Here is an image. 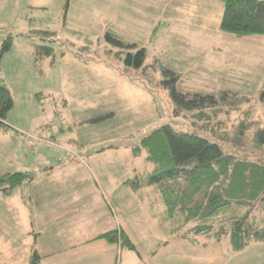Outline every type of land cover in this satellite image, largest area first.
I'll return each instance as SVG.
<instances>
[{"label":"rangeland","instance_id":"1","mask_svg":"<svg viewBox=\"0 0 264 264\" xmlns=\"http://www.w3.org/2000/svg\"><path fill=\"white\" fill-rule=\"evenodd\" d=\"M224 9L223 0H0V83L14 97L7 119L19 126H11L10 133L0 129V176L30 175L29 183L8 193L3 189L8 184L0 187V264H30L36 250L48 251L71 237L53 241L48 229L55 223L49 233L59 231L70 223L65 220L81 218L85 210L80 207L86 203L64 205L73 202L66 188L81 181L84 197L90 199L84 202L93 204L104 188H112L114 193H105L109 200L134 203L118 206V227L133 236H171L165 228L178 225L179 217L170 224L159 207H148L144 196L139 199L127 186L120 187L153 172L145 155L134 156L133 148L161 126L214 131L216 136L227 131L232 139L249 120L254 123L236 149L258 158L261 151L252 144L255 131L264 128V35L222 31ZM108 34L145 48L147 67L127 64V53L138 48L117 47ZM10 37L11 49L1 53ZM42 46L53 48L54 54H41L37 61L35 53ZM162 68L179 74L178 91L218 95L227 90L237 94L240 108L222 106L217 113L211 107L202 116L198 109L176 113L171 91L162 83ZM28 135L36 138L35 145L26 142ZM51 167L54 171L46 173ZM235 215L248 216L254 228H264L261 207L250 216L243 206L226 212V217ZM215 223V231H221L220 221ZM45 225L47 230L38 235ZM232 226L227 222L221 236L231 240ZM245 244L242 250L232 245L224 257L208 250L204 264H264V240L251 236Z\"/></svg>","mask_w":264,"mask_h":264},{"label":"trees","instance_id":"2","mask_svg":"<svg viewBox=\"0 0 264 264\" xmlns=\"http://www.w3.org/2000/svg\"><path fill=\"white\" fill-rule=\"evenodd\" d=\"M223 1L225 9L220 23L222 31L241 36L264 35V0ZM45 33L53 35L51 32ZM107 39L117 47L138 48L136 43L126 44L110 34ZM11 40L10 37L4 42L1 53L11 49ZM121 53L118 51L117 55L121 57ZM41 54L50 56L54 54L53 48L40 47L35 53V60L38 61V57L42 59ZM145 60V48H138L136 53H127L126 63L136 69H145ZM162 72L166 77L162 83L171 91L176 113L198 109L202 116L211 107H216L217 113L223 112L222 106H229L233 110L240 108L238 96L233 92L223 90L218 95L184 93L176 88L178 73L168 68H162ZM14 104L10 89L0 83V127L11 129L5 121ZM253 123L244 120L240 125L239 135L232 139L227 131L216 136L214 131L212 134H206L202 129L199 133L196 130L184 132L171 125L161 126L146 135L133 148L134 156L145 155L146 160L154 166L153 172L136 176L125 183L135 189L154 186L172 217H175V213L185 212L188 224L197 221L189 230V235L210 234L214 231L220 237L222 233H226L225 225L228 222L233 223L231 240L236 250L243 249L246 246L245 240L251 236L264 240V228H254V225L248 223V216L226 217L227 210L233 206L247 207L249 216L259 207L264 210V128H258L253 137V147L261 151L257 159L236 149L243 144L241 141L245 138L247 128ZM29 182L30 175L27 172L0 176V187L8 184L3 188L7 193L15 186ZM237 220L240 222L236 223ZM216 221H220L219 232L215 231ZM100 238L118 241V231L104 233ZM122 245L127 249H135L125 233L122 236ZM41 259L34 252L30 264H38Z\"/></svg>","mask_w":264,"mask_h":264},{"label":"crops","instance_id":"3","mask_svg":"<svg viewBox=\"0 0 264 264\" xmlns=\"http://www.w3.org/2000/svg\"><path fill=\"white\" fill-rule=\"evenodd\" d=\"M38 89V87L34 86L35 92H37ZM5 123L10 127L12 126L14 129L19 128L18 125H15L8 119H6ZM0 129L10 133L12 128L7 130L0 127ZM27 141L28 140H26V142ZM44 141H46V139ZM112 147L113 146L106 148L104 151ZM99 155L105 156L106 152ZM96 156L97 158L95 159H98L99 156ZM88 158H92L91 154L88 155ZM54 169V167H51L46 173H51ZM67 173L69 175L67 182L71 184L70 177L72 173L70 171H67ZM81 183L78 185L72 183L66 188L71 195L70 198H73V202L68 200L64 205L66 208H73L77 202L86 203L87 205L80 207L81 210H85L81 214L84 218L79 215L81 218H76L74 222L65 220V222L68 221L70 223H66L63 227L59 228V231L49 233L55 230L54 223L48 229V234L49 236H53V241L60 237H71H67L65 240L62 239L63 241L59 244L56 243L57 245H55V247L51 245V248L47 249L48 251H45L46 249H44V247H42V253L36 250L35 252L42 257L38 264H204L205 252L208 250L217 251L222 257L225 256L224 253L229 254L232 251V242L227 236L224 238V236L189 235V230L192 227L189 228L186 213H175V217H172L164 201L161 200V194L154 186L135 189L125 182L120 185L121 188L123 185L127 186L139 199L144 196L142 201L147 204L148 207H159L162 212L166 213L170 224L174 218L179 217L178 225L173 227L171 224L169 230V226L165 228L167 233L171 234V236H133L124 227H118L117 208L122 205L133 206L134 203L128 202L125 204L121 199L119 200L118 197H116L115 200H109L108 195H105V193L109 191L114 193L112 188L109 187V191H107L106 188L101 191V200H97L93 204L90 201L84 202L90 199H85L86 197H84V195L86 188L84 187V182L81 181ZM143 192H145V194ZM86 193H89V188ZM115 194H117V192ZM96 212L99 213L102 219L101 222H99V219L97 221L95 220ZM150 215L156 220L157 215H153L152 213H150ZM46 228L47 225H45L43 229L40 228L37 234L43 235L44 231L47 230ZM161 230L166 232L163 227H161ZM111 231H118V241H109L105 238H100L102 234ZM123 233L131 239L135 245V249L124 248L122 245ZM21 254L19 256H21Z\"/></svg>","mask_w":264,"mask_h":264},{"label":"built area","instance_id":"4","mask_svg":"<svg viewBox=\"0 0 264 264\" xmlns=\"http://www.w3.org/2000/svg\"><path fill=\"white\" fill-rule=\"evenodd\" d=\"M28 137H29L28 143L31 145H34L35 144V137L32 135H28Z\"/></svg>","mask_w":264,"mask_h":264}]
</instances>
